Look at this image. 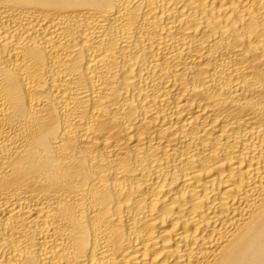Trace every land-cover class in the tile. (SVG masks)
Masks as SVG:
<instances>
[{
  "label": "bare ground",
  "instance_id": "6f19581e",
  "mask_svg": "<svg viewBox=\"0 0 264 264\" xmlns=\"http://www.w3.org/2000/svg\"><path fill=\"white\" fill-rule=\"evenodd\" d=\"M0 264H264V0H0Z\"/></svg>",
  "mask_w": 264,
  "mask_h": 264
}]
</instances>
